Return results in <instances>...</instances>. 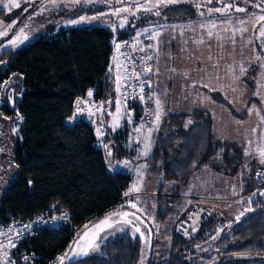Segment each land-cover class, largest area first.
Returning a JSON list of instances; mask_svg holds the SVG:
<instances>
[{
	"label": "rangeland",
	"instance_id": "obj_1",
	"mask_svg": "<svg viewBox=\"0 0 264 264\" xmlns=\"http://www.w3.org/2000/svg\"><path fill=\"white\" fill-rule=\"evenodd\" d=\"M182 3L197 9L194 18L180 22L162 18L164 8ZM237 8L245 11L238 12ZM117 10H121L119 15L114 14ZM260 16H264V0H0V33L7 31V35H0V55L60 30L100 26L118 34L127 32L130 23L133 32H127L126 36L144 33L154 57L149 112L139 108L137 116L138 107H134L136 111L124 107L112 95L102 101L100 118L94 119L95 122L86 120L95 128L97 147L104 155L108 173L126 174L130 187L120 192L122 199L116 207L70 233L72 239L66 249L51 264H60L61 258L66 264L102 256L101 246L123 235L140 240L138 264H158L169 248L165 233L176 231L190 210L200 211L205 221L213 217L207 233L186 250L190 264H200L205 260L204 255L210 253L209 249L231 233L233 220L256 211L251 208L248 212L247 203L251 201L252 207L258 194L242 191L249 174L254 176V171L264 167L261 162L264 157L260 155L264 151V37L260 35L264 21ZM21 29L27 39L13 46L11 41L20 35ZM117 50L113 49L112 53L117 55L119 68ZM115 71L108 68L114 88L123 78ZM3 97L7 99L6 105L14 108L19 94L12 75L4 85L0 84V109L5 104ZM194 111L210 117L217 141L239 148L243 166L232 171L231 151L223 152L211 167L192 172L184 182H167L160 187L162 173L148 159L152 158L162 120L168 114ZM5 119L4 122L11 118ZM191 121L187 119L184 125ZM74 122L72 117L67 121ZM19 128L20 119H11L9 132L15 138L19 137ZM120 131L124 133L122 150L126 154L116 158L112 153L114 145L110 141L106 145L105 136L110 134L113 141ZM9 132L5 124L0 127V134L3 133L0 135V196L17 175L7 161L14 143ZM165 205L171 216L161 226L156 215ZM124 213L128 215L125 217ZM106 220L108 223H102ZM91 240L95 241L93 247L88 246ZM17 244L0 250V264H17ZM20 261L35 264L39 259L34 261L23 255Z\"/></svg>",
	"mask_w": 264,
	"mask_h": 264
},
{
	"label": "trees",
	"instance_id": "obj_2",
	"mask_svg": "<svg viewBox=\"0 0 264 264\" xmlns=\"http://www.w3.org/2000/svg\"><path fill=\"white\" fill-rule=\"evenodd\" d=\"M196 10L189 4H177L164 8L162 18L168 22L185 21L194 18ZM132 30L129 23L126 31ZM127 32L120 31L118 35L124 37ZM111 36V29L100 26L65 29L53 35L44 34L28 46L0 55L1 69L6 68L0 75V82L12 75L19 94L14 108L8 107L7 99L3 97L5 104L0 114L4 119H20L19 137L11 136L14 143L10 164L17 175L6 184L4 194L0 196V218L5 222L10 218L24 221L50 207H58L69 213L71 222L70 227L42 229L26 237L18 246L17 264H21L23 255L34 261L43 259L41 264H51L72 239L70 228L100 219L117 206L120 192L130 184L126 174L116 172L110 176L108 173L91 124L84 120L67 123L76 98L92 92L94 100L105 102L113 95V79L108 73ZM139 111L138 108L137 116ZM187 117L192 123L185 129L183 124ZM111 139L107 133L105 142L114 145L113 156L119 158L126 154L122 150L124 133L119 132L113 141ZM227 151H231V170L236 172L243 166L241 152L236 145L215 139L209 116L201 111L173 113L162 120L152 158L148 160L159 168L158 173H162V184L159 185L162 187L167 182H184L193 170L211 167L213 160ZM255 178L251 174L245 181L243 194L254 187ZM254 202L252 211L264 210V196L256 195ZM191 211L181 219L176 231L166 232L169 248L158 264H190L186 250L207 233L213 221L211 216L206 221L199 220L198 225L195 224L196 230H190L192 227L185 230L183 224H188V217L197 212ZM170 216L168 206L160 209L156 215L158 224L164 225ZM243 217L233 220L231 233L220 238L200 264L215 258L220 259L218 264L264 261V212ZM101 252L102 256L66 264H138L141 242L123 235L103 244ZM240 254H257L261 258L252 261L234 259ZM227 257L230 260L222 262Z\"/></svg>",
	"mask_w": 264,
	"mask_h": 264
},
{
	"label": "built area",
	"instance_id": "obj_3",
	"mask_svg": "<svg viewBox=\"0 0 264 264\" xmlns=\"http://www.w3.org/2000/svg\"><path fill=\"white\" fill-rule=\"evenodd\" d=\"M110 46L112 51L118 49V57L123 68V78L115 85L113 98L124 107H138L149 112L152 106L150 76L154 57L147 38L144 33L139 35L132 33L124 37L112 33ZM102 107L103 102L94 100L92 96L78 97L73 103L71 117L75 121L98 119L101 117ZM255 176L256 183L248 193L261 195L260 193L264 192V168L257 169ZM121 199L120 197L119 201ZM70 225L69 213L58 207H50L37 217L24 221L20 218H10L5 222L0 218V250L15 247L17 243L18 248L26 237L42 229H57ZM77 228H70V233L73 234ZM55 259L56 257L52 262ZM41 263L43 259L35 262Z\"/></svg>",
	"mask_w": 264,
	"mask_h": 264
},
{
	"label": "snow or ice",
	"instance_id": "obj_4",
	"mask_svg": "<svg viewBox=\"0 0 264 264\" xmlns=\"http://www.w3.org/2000/svg\"><path fill=\"white\" fill-rule=\"evenodd\" d=\"M169 2H171V0H169ZM7 6H8V5H5V7H7ZM11 6H12V7H17L18 5H16V4H12ZM228 7H231V5H228ZM144 10H145V11H150V9H148V8H144ZM120 11H121V10H117L114 14L119 15V12H120ZM123 11H128V9H123ZM215 11H222V10H221V9H215ZM236 11H238V12H239V11H245V9L237 8ZM133 14H134V13H133ZM155 14H156V15H159V12H156ZM81 19L83 20L84 18L82 17ZM259 19H260L261 21H264V16H260ZM73 23H76V21H73ZM121 26H123V22H122ZM0 35H7V31H5V32H3V33H0ZM260 35H261L262 37H264V28H261V29H260ZM21 39H27V36H25L24 33H23V29L20 30V35H17L16 38H15L14 40L11 41L12 45L15 46V45L17 44V42L20 41ZM117 48H119V45H117ZM89 95H91V93H89ZM110 154H111V153H109V155H110ZM260 155H261L262 157H264V151H262ZM261 162L264 163V159H262ZM133 190H137V189L134 188ZM260 194H261V195H264V192H261ZM125 195H128V193H125ZM253 195H255V193H254ZM250 202H251V201H250ZM132 207H135V204H133ZM249 211H251V209H249ZM123 215L126 217V216L128 215V213H124ZM137 219H139V218H137ZM102 223H108V221L106 220V221H104V222H102ZM129 223H130V222H129ZM96 227H99V226H96ZM137 231H139V229H137ZM85 236H87V233L85 234ZM94 243H95L94 240L88 241V246H89V247H93ZM96 246L98 247V245H96ZM85 254H86V253H85ZM60 264H63V258H61Z\"/></svg>",
	"mask_w": 264,
	"mask_h": 264
},
{
	"label": "water",
	"instance_id": "obj_5",
	"mask_svg": "<svg viewBox=\"0 0 264 264\" xmlns=\"http://www.w3.org/2000/svg\"><path fill=\"white\" fill-rule=\"evenodd\" d=\"M260 212H264V210H256V211H253L247 215H245L243 218H246V217H252ZM201 215L202 213L200 211H197V212H194L192 213L190 217H188V224L187 223H184L183 225L185 226V230H187L188 228H191L193 226H195V224H197L199 222V220L201 219ZM261 258V256L257 255V254H254V255H251V254H240V255H235L234 256V259L236 260H242V261H252V260H257ZM230 258H225L222 260V262H227L229 261ZM220 262V259L216 258V259H213L205 264H218Z\"/></svg>",
	"mask_w": 264,
	"mask_h": 264
},
{
	"label": "crops",
	"instance_id": "obj_6",
	"mask_svg": "<svg viewBox=\"0 0 264 264\" xmlns=\"http://www.w3.org/2000/svg\"><path fill=\"white\" fill-rule=\"evenodd\" d=\"M118 63H119V61L117 60V55L116 54H114V52L112 53V55H111V59H110V64H109V69H111V67H113L114 68V71L116 72V73H119V77H121L122 78V76H123V74H122V67H121V65H120V67L118 68V66L116 67V65H118ZM117 71H119V72H117ZM116 75V74H115ZM118 76V75H117ZM116 76V77H117ZM91 93V95H89V93L86 95L87 97H89V96H92V92H90ZM154 98V97H153ZM153 101H154V99H153ZM154 103V102H153ZM154 106H155V104H154ZM155 108H156V106H155ZM129 109H132V110H134V111H136V109L133 107H131V108H129ZM136 115V114H135ZM190 117H187V119H189ZM136 119H137V117H136ZM186 119V120H187ZM185 120V121H186ZM192 120V119H191ZM185 121H184V124H185ZM191 123H192V121H191ZM183 124V127L186 129V128H188V126H190V124L188 125V126H185ZM123 131V130H122ZM122 131H120V133L122 132ZM109 144V142H106V145H108ZM125 144H124V140H123V145H122V148H123V146H124ZM194 171H196V170H193L192 172H194ZM250 175H251V173L249 174V177H250ZM248 177V178H249ZM131 183V182H130ZM129 187H130V185H129ZM129 187H128V189H129ZM242 193H243V191H242ZM250 207V208H249ZM247 208H248V212H249V209H251L252 207H251V202L249 201L248 203H247ZM166 234V233H165Z\"/></svg>",
	"mask_w": 264,
	"mask_h": 264
},
{
	"label": "flooded vegetation",
	"instance_id": "obj_7",
	"mask_svg": "<svg viewBox=\"0 0 264 264\" xmlns=\"http://www.w3.org/2000/svg\"><path fill=\"white\" fill-rule=\"evenodd\" d=\"M2 63L3 62H0V75H3L4 71L6 70V68L1 69ZM5 82H7V79H4L2 82H0V84L4 85ZM0 111H1V109H0ZM3 119H4V115L0 114V120H3ZM4 124L7 126V129H8V132H9V124H10V122H8V121L0 122V127L3 126ZM0 135H3V133H1ZM9 136H13V135L9 132ZM11 150H12V147H11ZM11 150H10V156L7 158V161L9 163H10V158H11ZM203 221H205V220H204V217L202 216L201 219H200V222H203ZM190 230H193V231L196 230V226L192 227Z\"/></svg>",
	"mask_w": 264,
	"mask_h": 264
}]
</instances>
